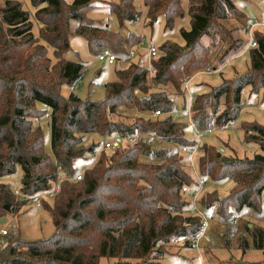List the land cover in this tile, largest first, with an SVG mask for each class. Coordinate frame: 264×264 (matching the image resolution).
Segmentation results:
<instances>
[{
	"label": "trees",
	"instance_id": "obj_1",
	"mask_svg": "<svg viewBox=\"0 0 264 264\" xmlns=\"http://www.w3.org/2000/svg\"><path fill=\"white\" fill-rule=\"evenodd\" d=\"M23 1L32 12L23 7ZM133 2L108 5L119 26L139 21L141 13ZM186 2L190 28L179 32L183 45L166 42L158 47V54L147 61L151 70L141 57L137 63L114 62L122 67L115 70L114 82L104 86L105 99L99 103L82 101L73 93L82 82L85 66L63 58L70 21H76L74 35L86 40L91 53H101L106 49L100 48L103 45L114 53L125 51L123 43L111 39L115 32L86 17L95 7L92 0L71 5L64 0H7L0 8V178L20 171L17 188L0 183V219L16 217L28 202L43 195L39 205L44 210L49 206L53 223L48 239L8 238L0 246V264H99L101 258L154 264L178 248L193 250L200 261L205 252L201 245L210 240L196 244L203 219L189 213L192 204L207 216L208 224L209 211L217 221L231 224L233 212L258 210L264 190V126H242L246 141L255 142L262 152L251 158L226 156L200 144L199 134L233 124L246 86L250 92L264 91V33L254 30L253 48L246 46L247 38H230L228 48L221 47L211 60V50L219 39L223 41L220 35L214 36L219 34L220 21L237 10L230 0ZM142 3L145 19L152 22L162 16L166 28L182 16V0ZM210 36V43L201 41ZM140 39L129 35L124 44H137ZM40 43L51 48L59 70L57 83L51 79V59L43 47L36 48ZM244 51L250 62L245 73L192 95L184 113L188 97L184 77L210 67L211 71L222 68ZM62 85L71 89L66 97L60 95ZM171 97L180 109L177 114H169ZM156 111L163 115L152 117ZM44 116L50 128L51 158L44 152L39 125ZM187 131L196 141L187 138ZM87 134L99 136L103 145L127 134H137L139 139L105 149L96 143L85 146L82 137ZM194 147L197 152L191 158L181 153ZM85 155L95 159L80 175L74 172V163ZM223 179L231 180L232 188L220 198L210 183ZM197 180L206 186L192 200V190L199 188ZM185 187L187 193L182 192ZM250 225L244 228L247 239L239 238L236 246L264 253V230Z\"/></svg>",
	"mask_w": 264,
	"mask_h": 264
},
{
	"label": "rangeland",
	"instance_id": "obj_2",
	"mask_svg": "<svg viewBox=\"0 0 264 264\" xmlns=\"http://www.w3.org/2000/svg\"><path fill=\"white\" fill-rule=\"evenodd\" d=\"M1 1V0H0ZM78 0H64L67 5L74 4ZM234 4V8L241 14L237 16V12L228 13L225 20L220 21V27L217 32L219 34L213 35L215 38H219V35L223 39L217 41V45L211 50L210 59L212 60L215 54L223 49H227L230 43V38L238 39L243 38L246 40L245 28L247 22L252 24L264 22V0H230ZM121 0H92V5L95 7L90 8L86 17L88 19L97 20L99 25L104 26L115 32L117 35H113L111 39H115L123 43V50L125 48H133L137 44L125 45L124 41L127 40L129 35L134 38H141L145 42V46H154L156 49L166 42L176 44L178 46L183 45L180 30H188L190 28V18L187 15V2L182 0V16L174 20L172 27H165L164 18L158 16L156 21L148 22L144 17L145 7L142 0H134L133 4L137 10L140 11L141 15L139 21L136 24H130L125 22L119 26L113 14L109 12L108 5H120ZM1 3V2H0ZM2 4V3H1ZM23 7L28 11H33L32 7L27 1H23ZM76 21H70L69 24V39H68V50L63 55V58L70 62H80L85 66V75L82 82L79 84L77 89L73 90L76 96L80 97L82 101L90 102H101L105 99L104 86L108 83H112L115 80V70L122 66L115 65L105 60L99 59V54L91 53L88 50L86 40L81 36L74 35V29L76 27ZM246 24V25H245ZM244 28V30H243ZM260 28V27H259ZM216 27H213L212 31ZM123 42H121V40ZM140 39V40H141ZM134 40V39H132ZM213 38L203 37L201 41L203 43H210ZM135 41V40H134ZM127 43H131L130 41ZM139 43V42H137ZM249 45V39H247L246 46ZM43 47L45 54L51 59L50 62V74L52 82L57 83L59 81V70L56 64L51 48L44 43L36 45V48ZM250 48V46H248ZM100 48H108L105 45ZM98 48V49H100ZM95 49L96 52H99ZM109 49V48H108ZM136 49V48H135ZM139 52L138 58L133 59L134 63H137L141 57L143 64L147 65L148 53L145 49H136ZM140 61V60H139ZM145 61V62H144ZM228 63L215 71H211V67L206 72H199L195 76L191 77L188 82L187 92L191 95H200V93L206 91L207 86L215 87L219 85L222 80H233L236 76L242 75L249 68L250 62L248 52L244 51L238 56L232 57L227 61ZM71 89L67 85H62L60 89V95L66 97ZM241 110L238 118L231 124L230 127L224 129L211 130L210 132L199 134L200 144H207L221 151L226 156L235 155L238 158H251L255 154H262L259 146L252 141L244 138V130L242 128L246 123L257 124L264 126V91L259 90L256 92H250L249 87H245L241 91ZM184 96L188 94L184 91ZM179 103L180 98H176ZM38 109H43L42 105H37ZM48 110L46 111V113ZM40 128L43 132V144L44 152L50 158L51 143H50V128L47 126V117L44 116L39 122ZM188 139H194L193 135L189 131L186 132ZM103 139L97 135H84L82 137V143L85 146L91 144H98L100 148L103 145ZM196 141V140H195ZM96 155V154H95ZM95 155H85L84 158L79 159L74 163V172L81 174L84 168L90 166L92 161L95 159ZM20 178V171L16 170V173L9 176H3L0 178V183H7L11 188L15 189L18 187ZM232 188V182L229 179H223L216 183H210V189L214 190L218 197H225ZM49 198V196H48ZM47 201L46 197H44ZM22 211L16 216H5L0 221V232L5 231V236L0 234V246H3L8 238L18 237L27 242H35V240H43L51 237L53 233V223L50 218V212L48 211L49 206L38 208L35 202L30 201L26 204ZM211 221H209L208 238L210 242L208 244H199V249L202 252V247L205 252L200 254L201 262L199 258L191 249L178 248L177 250H171L165 253L158 261L154 264H231L237 261L246 263H263L264 264V253L250 247L248 250H242L236 246V242L239 238L248 237L244 228L246 225H253L264 230V190L259 197L258 210L243 208L240 211L233 212L232 218L236 219L237 222L233 224L223 223L217 221L214 217L213 211H209ZM250 225V227H251ZM250 244V241H249ZM245 251V252H243ZM116 259H104L99 260V264H115ZM132 263V260H128ZM126 261V262H128ZM118 262V261H117ZM126 262L121 261L117 264H125Z\"/></svg>",
	"mask_w": 264,
	"mask_h": 264
},
{
	"label": "built area",
	"instance_id": "obj_3",
	"mask_svg": "<svg viewBox=\"0 0 264 264\" xmlns=\"http://www.w3.org/2000/svg\"><path fill=\"white\" fill-rule=\"evenodd\" d=\"M260 27V31L262 33H264V22H261V23H250V22H247V26L245 28V36L247 37V39H249V45L250 47H255V43L253 42V32L256 28H259ZM145 49L147 50V53H148V58L149 60L150 59H153V57H155L157 54H158V50L153 46H145V42L143 41H140L139 43H137V46L133 48H128L126 49L125 51H123L122 53H114L112 52L111 50L109 49H103L101 51V53H99V59L100 60H105V61H108L110 63H114V62H119V63H127L129 61H133V59L135 60L136 58H138V55H139V52L137 51L136 52V49ZM148 61V60H147ZM149 69L151 70V67L148 66ZM207 71V72H206ZM206 73H208L209 69H206ZM191 80V77H187L185 76L184 79H183V89L186 90L187 92V87H188V82ZM188 94V97H187V106H186V109L188 108V105L190 104L191 100H192V95ZM170 102L172 103L171 104V107H170V113L172 114H177L180 112V109H178V104L175 103V99H173V97L170 98ZM188 112V109L184 111L185 112ZM160 115H163L162 113L156 111L154 112V114L152 115V117H156V116H160ZM197 138V137H196ZM139 139V135L137 134H127L125 135L124 137L122 138H112L110 139L109 141L105 142L103 147L105 149H109L111 147H118L120 145H125V144H135L137 142V140ZM197 152V147H194V148H184L181 150V153H184V154H187L189 155V158H191L193 156V154H195ZM81 175V174H80ZM80 175H78L76 177V180H80ZM197 185L199 186L198 190H192V193L191 195L193 196L192 197V200L195 199V197L201 193L202 189L205 188V182L202 180H197ZM57 190V189H56ZM188 189L185 187L182 189V192L183 193H187ZM17 194V192H15ZM53 194V192H50L49 193V197ZM43 197V195H39V196H36L33 200V202H35V205H37L38 208L41 207V205H39L40 203V199ZM189 213L190 214H193V215H199V216H202V224H201V229H200V235H199V238L197 239L196 241V244L198 243L199 240L203 239L205 241H209L210 239L208 238V227H209V224H208V220H207V216L203 213H200L197 208H196V205L195 204H192L191 207L189 208ZM233 224L237 222L236 219H234V221H232ZM6 232L5 231H1V235L2 236H5ZM196 246V245H195Z\"/></svg>",
	"mask_w": 264,
	"mask_h": 264
},
{
	"label": "crops",
	"instance_id": "obj_4",
	"mask_svg": "<svg viewBox=\"0 0 264 264\" xmlns=\"http://www.w3.org/2000/svg\"><path fill=\"white\" fill-rule=\"evenodd\" d=\"M7 0H1L0 2L2 3H0V8H2V6H3V4L6 2ZM246 25V24H245ZM243 30H244V28H243ZM255 30H257V31H260V28H256ZM1 220V219H0ZM2 222V221H1ZM2 231V230H1ZM0 234H1V232H0Z\"/></svg>",
	"mask_w": 264,
	"mask_h": 264
},
{
	"label": "water",
	"instance_id": "obj_5",
	"mask_svg": "<svg viewBox=\"0 0 264 264\" xmlns=\"http://www.w3.org/2000/svg\"><path fill=\"white\" fill-rule=\"evenodd\" d=\"M0 221L4 222L2 219Z\"/></svg>",
	"mask_w": 264,
	"mask_h": 264
}]
</instances>
